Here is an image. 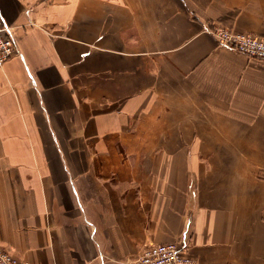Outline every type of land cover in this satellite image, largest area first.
<instances>
[{
  "label": "crops",
  "instance_id": "crops-1",
  "mask_svg": "<svg viewBox=\"0 0 264 264\" xmlns=\"http://www.w3.org/2000/svg\"><path fill=\"white\" fill-rule=\"evenodd\" d=\"M0 247L21 264H264V0H0Z\"/></svg>",
  "mask_w": 264,
  "mask_h": 264
},
{
  "label": "built area",
  "instance_id": "built-area-1",
  "mask_svg": "<svg viewBox=\"0 0 264 264\" xmlns=\"http://www.w3.org/2000/svg\"><path fill=\"white\" fill-rule=\"evenodd\" d=\"M218 42L249 59L264 62V39L248 33H239L228 27L214 26L209 31ZM17 52L10 27L0 13V67ZM0 264H21L12 254L0 247ZM133 264H195L187 257L184 242L153 245L141 253Z\"/></svg>",
  "mask_w": 264,
  "mask_h": 264
}]
</instances>
